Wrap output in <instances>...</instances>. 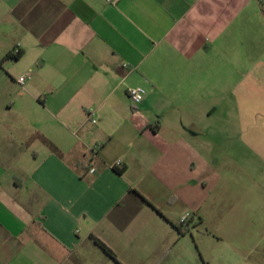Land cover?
Masks as SVG:
<instances>
[{"label":"crops","instance_id":"0c3cea01","mask_svg":"<svg viewBox=\"0 0 264 264\" xmlns=\"http://www.w3.org/2000/svg\"><path fill=\"white\" fill-rule=\"evenodd\" d=\"M247 85L264 0H0V264H172L202 222L176 187Z\"/></svg>","mask_w":264,"mask_h":264},{"label":"rangeland","instance_id":"374dc122","mask_svg":"<svg viewBox=\"0 0 264 264\" xmlns=\"http://www.w3.org/2000/svg\"><path fill=\"white\" fill-rule=\"evenodd\" d=\"M209 126L213 152L199 154L203 163L176 187L172 206L202 222L179 239L172 264H264V90H231ZM86 264L112 263L96 256Z\"/></svg>","mask_w":264,"mask_h":264},{"label":"built area","instance_id":"2783aa9c","mask_svg":"<svg viewBox=\"0 0 264 264\" xmlns=\"http://www.w3.org/2000/svg\"><path fill=\"white\" fill-rule=\"evenodd\" d=\"M120 0H109L110 3L112 4H116L117 2H119ZM18 52L16 51L14 54H17ZM29 77V74H26V75H23V76H20L18 78V82L20 84H23L25 79ZM127 93H128V96L130 97L131 101L133 102V104H139L141 103L144 98H145V95H146V90L144 87L142 86H133V87H129L127 89ZM95 121V120H93ZM115 166H120L121 165V160H117L114 164ZM190 218V213L189 212H185L184 214H182L180 216V224H184L186 223Z\"/></svg>","mask_w":264,"mask_h":264},{"label":"trees","instance_id":"16d2710c","mask_svg":"<svg viewBox=\"0 0 264 264\" xmlns=\"http://www.w3.org/2000/svg\"><path fill=\"white\" fill-rule=\"evenodd\" d=\"M19 55H20V52H18L17 54H14V55H10L9 57L17 58ZM94 240L110 258H112L113 260L117 261L114 252L105 243H103L98 238H94Z\"/></svg>","mask_w":264,"mask_h":264}]
</instances>
